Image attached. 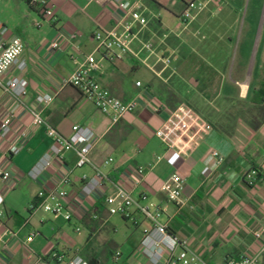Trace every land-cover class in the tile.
<instances>
[{
	"label": "crops",
	"instance_id": "crops-1",
	"mask_svg": "<svg viewBox=\"0 0 264 264\" xmlns=\"http://www.w3.org/2000/svg\"><path fill=\"white\" fill-rule=\"evenodd\" d=\"M48 1L55 22L27 0H0V46L13 38L23 44L18 58L22 69L12 65L4 79L21 77L26 88L23 104L0 89V120L6 112L13 114L11 132L0 137V168L10 176L6 182L0 180V211L4 227L17 233L3 237L0 264H32L35 257L52 252L63 254L65 260L78 255L88 264H148L140 252V241L149 227L146 221L139 217L136 225L123 221L125 232L116 216L107 214L100 197L79 199L83 177H92L94 170L74 168L73 152H66L36 179L28 176L50 145L43 127L28 132L18 154H6L14 134L30 123L28 109H38L43 120L64 137L72 125L91 129L99 140L90 159L106 174V184L113 182L134 198L144 192L161 204L160 221L170 234L185 240L203 264H226L243 255L264 264V46L259 44L256 19L236 14L234 2L212 0L182 26L178 24L183 9L180 0H130L146 24L131 26L127 54L110 56L96 48L94 34H121L128 22L111 0ZM58 33L75 34L73 45L61 42L60 50L50 49ZM88 55L96 64L90 76L113 97L139 99L138 107L115 125L77 89L59 87V81L76 66L72 58L80 61ZM166 57L170 62L164 66L161 59ZM42 94L53 99L37 107L34 98ZM182 103L212 127L195 136V143L184 153L167 150L155 136ZM210 150L223 157L220 165L210 157ZM107 157L113 162L102 167ZM136 166H143L145 172L140 186L133 189L125 170ZM173 172L184 179L180 207L167 203L160 192ZM65 175L71 182L70 197L81 203L75 225L59 215L52 217L55 223L50 222L40 210L29 209L38 190L54 187ZM31 232L35 236L28 241ZM115 251L120 252L117 262L112 260Z\"/></svg>",
	"mask_w": 264,
	"mask_h": 264
},
{
	"label": "built area",
	"instance_id": "built-area-1",
	"mask_svg": "<svg viewBox=\"0 0 264 264\" xmlns=\"http://www.w3.org/2000/svg\"><path fill=\"white\" fill-rule=\"evenodd\" d=\"M28 4L38 9V11L51 22H55V16L51 10L48 0H27ZM88 2L92 0H87ZM183 3V9L180 18L187 23L193 21L198 14L204 11L212 0H180ZM111 4L115 10L120 11L122 19H127L124 24V31L117 34L115 31L98 32L93 36L97 49H103L107 55L113 56L125 55L129 52L130 30L132 25L144 26L146 19L141 12L135 8L136 3L130 0H111ZM2 32V29L0 30ZM75 34L68 36L58 33L56 39L50 43L52 50H60L62 43L73 45ZM150 49V44L144 46ZM76 49L77 46H74ZM23 50V44L19 38H13L7 45L0 46V89L11 96L16 102L23 104L26 97L25 81L21 77H13L4 79L8 69L18 64V69H22V64L18 63V58ZM74 59L75 68L66 78L59 81V87H74L79 91L81 96L90 101L94 107L103 115L109 118L111 125H115L120 118L126 114L132 113L139 104V99L133 98L129 101H121L113 97L109 91L101 86L89 71L95 69L96 64L91 55L83 57L80 61ZM161 62L164 66L168 65L169 58H162ZM137 87L140 86L136 82ZM53 97L49 94L38 95L34 98L37 107H43L52 101ZM153 111H158L157 107ZM30 114V123L17 131L13 139L8 145L6 154H18L24 145L28 132L36 127H43L45 134L50 139V145L43 156L28 172V176L36 179L44 170L51 168L56 161H61L66 152H73L75 155L74 168H83L90 166L94 170V175L85 178L79 188L78 197L82 201L97 195L102 199V204L106 208L109 216H118L123 221L131 225L138 224V217L149 222L150 225L144 230V235L140 241V252L144 256L148 264H203L199 256L194 253L187 245L185 240H178L167 230L165 223L160 221L164 214V208L161 204L148 199L146 193H139L134 198L130 191L123 189L121 186L110 182L106 184L107 176L99 167L94 166L90 159V153L97 144L99 137L87 128L78 125H72L70 133L62 136L56 132L54 128L49 126L41 117L38 109H28ZM13 114L6 112L0 120V137L6 138L11 132V123ZM212 129L211 125L199 117L192 108L186 104H179L169 115L161 128L155 131V136L161 140L167 150H176L185 152L195 143V136L206 134ZM261 134L264 137V121L261 124ZM209 155L215 160L216 165H220L223 157L216 151L210 150ZM264 157V154H263ZM160 158H156L159 160ZM113 162L112 157L103 160L101 166L106 167ZM145 168L136 166L126 168L125 173L127 180L133 189L140 186L144 177ZM253 173H256L253 170ZM9 172L0 168V180L6 182L9 180ZM71 182L68 176H62L54 187L48 189H40L36 194V202L30 206V210H41L51 215H59L66 223L75 225L81 216V203L76 197H70L67 189ZM184 187V179L177 172L171 173L162 183L160 192L163 194L167 203L180 207L183 204L182 190ZM3 214L0 211V244L3 243V237L10 233L11 237H16V232H8L2 222ZM95 218V216H92ZM79 226L74 230L79 231ZM35 236L31 232L27 237L31 241ZM258 237V234H255ZM29 257L32 252H29ZM120 258V252L115 251L112 260L117 262ZM47 260L61 262L63 264H88L78 255L66 259L63 254L52 252L45 257L37 256L32 264H51ZM226 264H259L255 257L249 255L240 256L232 259Z\"/></svg>",
	"mask_w": 264,
	"mask_h": 264
},
{
	"label": "rangeland",
	"instance_id": "rangeland-1",
	"mask_svg": "<svg viewBox=\"0 0 264 264\" xmlns=\"http://www.w3.org/2000/svg\"><path fill=\"white\" fill-rule=\"evenodd\" d=\"M177 1V0H176ZM227 1H231V2H234L235 4V11L236 14L242 16V15H247V17L251 18V19H256L257 21V24L259 25L260 27V40H259V44L261 45V48L264 46L263 45V37H264V0H227ZM179 2V1H177ZM227 9V8H226ZM179 25H185L187 22L186 21H183L181 18H180V14H179ZM234 63V56L232 57L231 59V64L232 65ZM41 215H43L44 217H47L50 222H54V220L52 219V217L54 215H51V214H48V213H44L40 210L39 212ZM116 220H117V224L121 225L123 231H127V225L123 222V220L118 216L115 217ZM122 221H121V220ZM55 223V222H54ZM113 223V222H111ZM147 225L149 226L150 223L147 222Z\"/></svg>",
	"mask_w": 264,
	"mask_h": 264
},
{
	"label": "trees",
	"instance_id": "trees-1",
	"mask_svg": "<svg viewBox=\"0 0 264 264\" xmlns=\"http://www.w3.org/2000/svg\"><path fill=\"white\" fill-rule=\"evenodd\" d=\"M162 87H164V86H162ZM253 170H255V171H256V169H255V168H253Z\"/></svg>",
	"mask_w": 264,
	"mask_h": 264
}]
</instances>
